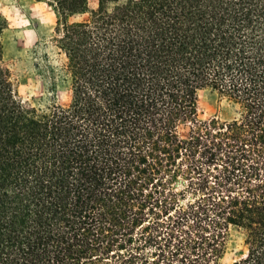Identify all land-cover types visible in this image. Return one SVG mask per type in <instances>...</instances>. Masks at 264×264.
I'll return each instance as SVG.
<instances>
[{
    "label": "trees",
    "instance_id": "16d2710c",
    "mask_svg": "<svg viewBox=\"0 0 264 264\" xmlns=\"http://www.w3.org/2000/svg\"><path fill=\"white\" fill-rule=\"evenodd\" d=\"M34 1L70 97L21 102L0 14V264H264V0Z\"/></svg>",
    "mask_w": 264,
    "mask_h": 264
},
{
    "label": "rangeland",
    "instance_id": "374dc122",
    "mask_svg": "<svg viewBox=\"0 0 264 264\" xmlns=\"http://www.w3.org/2000/svg\"><path fill=\"white\" fill-rule=\"evenodd\" d=\"M95 4L96 0H89L91 7ZM0 14L8 23L2 35L4 62L15 80L21 102L28 106L68 103V76L61 69L62 57L52 45L56 22L53 10L34 0H0ZM199 111L203 118H224L230 113L225 101L211 91L200 94ZM246 251L242 234L235 232L218 264H233Z\"/></svg>",
    "mask_w": 264,
    "mask_h": 264
}]
</instances>
